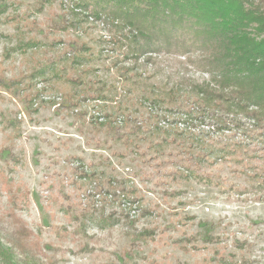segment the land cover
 Masks as SVG:
<instances>
[{
  "label": "rangeland",
  "instance_id": "1",
  "mask_svg": "<svg viewBox=\"0 0 264 264\" xmlns=\"http://www.w3.org/2000/svg\"><path fill=\"white\" fill-rule=\"evenodd\" d=\"M74 5L72 0H0V76L33 73L70 43L87 42L97 53L99 38L112 34L99 21L86 30L55 26L72 10L81 11ZM111 45L102 59L68 67L67 73L116 83L115 100L87 99L67 108L64 93L74 86L65 77L50 79L52 87L40 94L43 85L48 88L47 76H36L32 84L24 77L11 90L0 86V243L14 251L18 264H264V199L258 198L264 187L251 178L254 172L205 162L201 171L212 172L220 185L175 178L190 164L185 147L172 137L208 126L193 128L181 119L188 118L183 111L189 105L176 109L140 97L152 84L165 94L184 78L202 81L210 75L185 56L161 53L151 62L139 60L143 76L134 83L110 66L119 55ZM87 65L97 72L83 73ZM104 111L118 118L120 133L134 128L125 121L127 113L142 128L118 138L119 132L101 124ZM251 165L263 171L257 156ZM15 195L21 209L12 208ZM27 233L41 251L19 250L30 242Z\"/></svg>",
  "mask_w": 264,
  "mask_h": 264
},
{
  "label": "trees",
  "instance_id": "2",
  "mask_svg": "<svg viewBox=\"0 0 264 264\" xmlns=\"http://www.w3.org/2000/svg\"><path fill=\"white\" fill-rule=\"evenodd\" d=\"M72 1L75 9L80 7L81 11L72 10L70 18L61 20L55 26L61 29L80 27L86 30L89 26H97L96 22L99 21L112 32L110 39L99 38L101 47L97 53L87 42L70 43L64 53L54 58L49 57L41 68H34L33 73H26L15 79L0 76V86L11 90L18 88L24 77L30 76L32 84L36 82V76H47L43 80L48 79V88L43 85L40 94L52 87L50 79L57 81L65 77L74 86L64 93L68 100L66 107L74 109L87 99L104 103L115 100L113 94L117 89L116 83L105 82L100 77L85 80L67 73L68 67L79 69L82 65L102 59L108 43L112 44L111 51L119 50V55L111 61L110 66L118 71L121 78H134V83L143 76L137 71L142 57L145 62H151L154 61V56L161 53L185 56L190 64L208 73L210 78L202 81L184 78L171 87H166L165 94L164 89H159V93H156L154 88L158 87L152 84V91L140 96L153 104H176V109L189 105L191 109L183 111L188 118L181 119L193 128L208 126L207 129L200 128L198 132H192V129L177 131L172 137V142L179 138V144L189 154L190 164L183 171L177 170L174 177L193 178L199 183L220 185L212 172L201 170L204 169L205 162L213 167L219 161H224L234 163L243 171L252 170L254 173H250L251 178L256 180L257 186L264 187V165L263 171L254 170L256 167L251 165L255 156L262 159L264 164V0ZM40 6L43 7L41 4ZM91 18L95 23L89 21ZM87 22L91 25L83 27ZM29 41L23 44L29 45ZM129 60L132 65H120ZM110 66L107 68L110 69ZM97 70L93 65L82 69L87 75ZM79 113L82 116L85 112ZM104 115L106 121L101 124L119 132L118 138L128 137L142 128L141 122L130 118L127 113L125 121L133 122L134 128L131 132L120 133L118 118L107 111H104ZM156 126L157 130L166 131ZM225 131L228 132L224 133ZM238 133L240 136H237ZM187 148L189 149L186 150ZM111 180L115 181V178ZM117 181L123 184V181ZM122 189L129 194L127 187ZM15 196L12 208L21 209L17 203L19 196ZM258 196L259 199H264V193L261 192ZM25 200L22 203L28 209L29 201L27 198ZM104 218L106 217H102ZM27 237L30 242L21 243L19 250L25 254L36 253L34 249L41 251L37 239H30L29 233ZM0 259L2 264H18L14 251L1 243Z\"/></svg>",
  "mask_w": 264,
  "mask_h": 264
}]
</instances>
